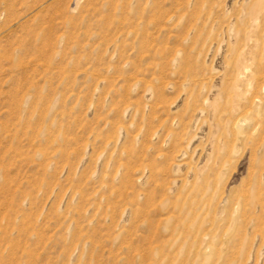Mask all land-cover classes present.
Segmentation results:
<instances>
[{"label":"rangeland","instance_id":"rangeland-1","mask_svg":"<svg viewBox=\"0 0 264 264\" xmlns=\"http://www.w3.org/2000/svg\"><path fill=\"white\" fill-rule=\"evenodd\" d=\"M0 264H264V0H0Z\"/></svg>","mask_w":264,"mask_h":264},{"label":"bare ground","instance_id":"bare-ground-1","mask_svg":"<svg viewBox=\"0 0 264 264\" xmlns=\"http://www.w3.org/2000/svg\"><path fill=\"white\" fill-rule=\"evenodd\" d=\"M258 6H259V5H258ZM256 11H257V10H256ZM256 38H257V37H256ZM261 41H262V40H261ZM242 58H243V57H240V60H241ZM243 59H244V58H243ZM245 60H246V58H245ZM242 61H244V60H242ZM238 62H239V61H238ZM238 62H237V63H238ZM240 62H241V61H240ZM240 62H239V64H241ZM243 63H244V62H243ZM245 64H246V61H245ZM249 65H250V64H248V67H249ZM256 65H257V64H256ZM240 66H241L240 68H242V70H245V68H246V67H244L245 65H244V66L240 65ZM240 68H239V70H240ZM241 72H242V71H241ZM238 73H239V72H238ZM243 76H244V75H243ZM244 81H245V79H244ZM244 81H243V82H244ZM245 82H247V81H245ZM256 83H257V82H256ZM243 84L245 85V83H243ZM232 91H233V90H232ZM245 91H246V89H245ZM236 94H237V93H236ZM235 96H236V95H235ZM238 96H241V95H238ZM241 101H242V100H241ZM240 104H241V103H240ZM238 105H239V104H238ZM239 106H240V105H239ZM197 258H198V257H197Z\"/></svg>","mask_w":264,"mask_h":264}]
</instances>
